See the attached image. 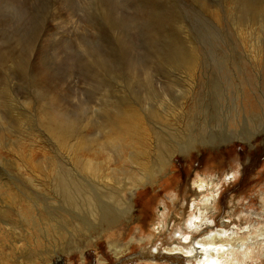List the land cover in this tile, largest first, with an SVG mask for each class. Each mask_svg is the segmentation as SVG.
<instances>
[{"label": "rangeland", "instance_id": "rangeland-1", "mask_svg": "<svg viewBox=\"0 0 264 264\" xmlns=\"http://www.w3.org/2000/svg\"><path fill=\"white\" fill-rule=\"evenodd\" d=\"M120 119H140L146 140L114 139ZM171 150L134 218L51 264H197L168 252L205 179L222 183L214 217L239 227L244 264H264V0H0V264L27 241L68 240L93 193L141 177L133 157L156 172Z\"/></svg>", "mask_w": 264, "mask_h": 264}, {"label": "bare ground", "instance_id": "bare-ground-1", "mask_svg": "<svg viewBox=\"0 0 264 264\" xmlns=\"http://www.w3.org/2000/svg\"><path fill=\"white\" fill-rule=\"evenodd\" d=\"M120 120L122 123L121 129L119 126L116 127L112 125L113 137L117 136L128 138V140H135V135H139L142 139L141 143L146 140L147 131L145 130V126L141 123L140 119H138L137 121H133L131 119ZM256 136L257 134L252 135L251 140ZM114 139L118 140L116 137ZM187 147L186 150L190 149V147ZM79 150H81V147H79ZM174 154L175 151L171 150L169 156L166 159H163V164L165 165L158 166L156 172L146 170L148 166V159L146 155H139L135 158L133 157L132 161L137 165L136 169L139 174H141V177L138 178L134 183H127L125 185V194H122L118 188L115 192V197L111 196L112 198H110L108 196L110 200H108V197L107 200H105L102 196L97 195V197L93 193V196L100 199V204L97 202L95 204V207H97V211L94 207L91 208L92 210L89 208L88 211H90V214L84 213L83 209L80 213L79 210L77 213L72 214V216H75L73 218V223L76 224V234L70 236L68 240L46 238L44 239L43 244L40 248L41 250L34 249L27 241V245L25 246L23 252L17 253L16 256L8 264H51L55 259H58L59 261H62L65 258L69 259V254L71 252H73L75 255H80L81 258H84L85 251L92 250L93 246L96 245V243L100 240L99 237H102L103 233L108 232L110 229L118 225L121 219L130 221L132 218H134V216L137 215L138 210L134 203L136 191L140 186H154L156 184L154 180L157 177V174L159 172L164 173L167 170L170 163L172 162ZM92 180L93 181H90L97 184L98 187H103L104 190H108L109 188L113 189V187L108 183H102L101 181H97L94 178ZM203 181L205 183L195 182V187L198 189V191L196 189L193 190L195 197L198 196L199 198L200 196H203L204 198L198 199L199 201L192 200L193 203L191 202L193 208L191 209L192 213L189 217L188 231L180 232L183 240L179 239L181 241H178V243L174 241V244L168 253L171 255H178L181 260L182 258L187 260L198 259L199 262L197 264L246 263L245 259L252 258L250 256L252 251L249 250V245L242 244V242H244L242 238L234 237L235 235H238L239 227L235 226L231 229L230 224L233 222H227L228 227L225 228L223 225V223L226 222L224 221V217L220 221L217 219V217H214V215L216 216L218 213V198L220 192L222 191V183L220 184L218 179H205ZM224 181H226V179ZM91 189L89 191H91ZM103 191H100L102 195L106 192ZM195 202H200L201 205L195 206ZM91 205L94 206L93 203H91ZM98 209L101 211L99 215H97ZM165 215L166 209L164 208L161 215L162 219L160 224L157 226V229L153 228L159 235L162 234V231H170L169 228L167 229V226L165 225ZM230 216L231 212L229 211L226 217L229 218ZM51 223L52 224L50 225V228L53 230V232L57 231V233H59L58 236L63 238V234H61V232L65 230L66 224H64V222L62 221L57 222L55 220ZM216 225H219L221 229L216 228ZM201 229L206 230L204 233L206 234V236L202 239H197L196 236L199 234ZM170 232L172 233V231ZM42 234L46 235L48 234V231L45 230ZM263 241L262 243L264 244ZM16 245L17 242L14 241L13 247L17 249ZM111 248L115 251L114 254L116 258L120 257L126 252V250L119 245H112ZM103 261L107 262V259L103 258Z\"/></svg>", "mask_w": 264, "mask_h": 264}]
</instances>
